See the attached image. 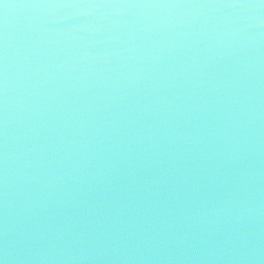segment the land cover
Instances as JSON below:
<instances>
[{
    "label": "water",
    "instance_id": "obj_1",
    "mask_svg": "<svg viewBox=\"0 0 264 264\" xmlns=\"http://www.w3.org/2000/svg\"><path fill=\"white\" fill-rule=\"evenodd\" d=\"M251 2L8 10L0 264H264Z\"/></svg>",
    "mask_w": 264,
    "mask_h": 264
},
{
    "label": "snow or ice",
    "instance_id": "obj_2",
    "mask_svg": "<svg viewBox=\"0 0 264 264\" xmlns=\"http://www.w3.org/2000/svg\"><path fill=\"white\" fill-rule=\"evenodd\" d=\"M261 7H264V0H260ZM35 7H53V8H117V9H197V8H255L257 4L251 0H205V2H193V0H95L92 3L71 2V0H53V2H26L10 4L9 0H0L2 8V26L3 31L0 33V135L6 136L7 128V92H8V64H7V26L8 10L11 8L27 9ZM6 149V143L3 145ZM0 160L4 165V180L6 181V151L0 153ZM6 187V183H5ZM5 199L7 193L5 192ZM7 233L5 232V235Z\"/></svg>",
    "mask_w": 264,
    "mask_h": 264
}]
</instances>
